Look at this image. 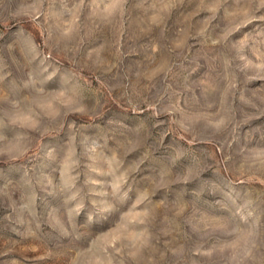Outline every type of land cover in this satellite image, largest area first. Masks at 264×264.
Masks as SVG:
<instances>
[{
  "label": "rangeland",
  "instance_id": "1",
  "mask_svg": "<svg viewBox=\"0 0 264 264\" xmlns=\"http://www.w3.org/2000/svg\"><path fill=\"white\" fill-rule=\"evenodd\" d=\"M0 264H264V0H0Z\"/></svg>",
  "mask_w": 264,
  "mask_h": 264
}]
</instances>
